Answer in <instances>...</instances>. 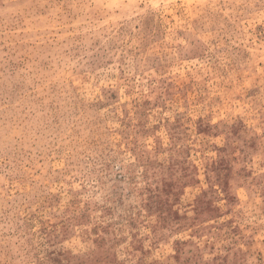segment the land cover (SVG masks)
Instances as JSON below:
<instances>
[{"label":"rangeland","instance_id":"1","mask_svg":"<svg viewBox=\"0 0 264 264\" xmlns=\"http://www.w3.org/2000/svg\"><path fill=\"white\" fill-rule=\"evenodd\" d=\"M0 264H264V0H0Z\"/></svg>","mask_w":264,"mask_h":264}]
</instances>
